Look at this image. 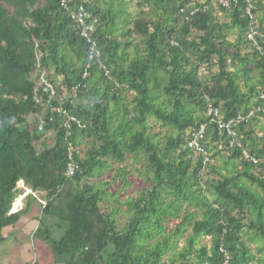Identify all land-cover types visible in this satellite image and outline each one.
<instances>
[{
	"label": "trees",
	"instance_id": "16d2710c",
	"mask_svg": "<svg viewBox=\"0 0 264 264\" xmlns=\"http://www.w3.org/2000/svg\"><path fill=\"white\" fill-rule=\"evenodd\" d=\"M80 4L93 59L72 18ZM252 27L264 33V0H0V241L37 202L34 237L67 264H222V246L231 264H264V111L237 124L241 147L209 112L228 120L264 106ZM43 75L57 95L78 86L62 106L82 126L68 133ZM203 123L208 161L188 145ZM69 144L83 152L72 176ZM206 237L210 248L198 245Z\"/></svg>",
	"mask_w": 264,
	"mask_h": 264
},
{
	"label": "built area",
	"instance_id": "2783aa9c",
	"mask_svg": "<svg viewBox=\"0 0 264 264\" xmlns=\"http://www.w3.org/2000/svg\"><path fill=\"white\" fill-rule=\"evenodd\" d=\"M75 0H61V5L65 8H68L69 5ZM214 2H219L223 6L229 7L232 0H213ZM237 1V0H234ZM196 10V9H195ZM194 12V10L192 11ZM90 14L88 13V10L85 8L83 4H80L77 9H75L72 12V18L78 23V25L81 28V34L86 38L89 45V57L90 59H93L96 57L100 50L97 46L96 40L92 37L93 31H94V21L89 22L88 17ZM247 39L252 43L254 47L261 50L262 49V42L264 41V33L258 30L256 27H252L247 33H246ZM87 75V71L84 72V76ZM39 86L42 89V92L49 95V98L56 97L61 102L59 106L56 107L57 111L60 113H64L66 118L64 125L68 129V133H70L71 130V124L72 122H76L79 126H82L81 121L73 114L65 111L63 109V102L67 101L70 98H74L77 95L78 86L72 87L68 93L62 92L60 95H57V90L54 87V85L48 81V79L43 75L41 77V80L39 82ZM63 88V87H62ZM264 97V95L262 96ZM36 98L38 101H41V98L39 95H36ZM258 111H264V106H257L254 109H252L248 116L246 115H238L236 118H230L226 120L220 115V111L218 108L211 106L209 109L210 114H212L211 122H216L218 124L219 129L226 131L229 139L230 144L237 145L239 147L242 146L241 142L238 140L239 138V132L237 130V124L241 123V121L246 120L250 116L256 114ZM52 120V119H51ZM39 129H43V123L39 124ZM207 132V123H203L200 125L198 129H196L193 132L192 138L189 140L188 145L190 147H193L197 149L200 153H203L206 158L205 161H208L210 158L208 156L207 150L201 145L200 140L203 139ZM74 150H76L77 153L82 154V150L80 148L74 147L72 144H69L68 151H69V161L67 163L66 168V174L68 176H72L75 174L77 170H79L80 166L77 163V161L74 158ZM245 156L251 157L254 163H258L259 159L255 156H250L246 151L244 152ZM221 252L223 254V261L222 264H231V255L228 249L225 246L221 247Z\"/></svg>",
	"mask_w": 264,
	"mask_h": 264
},
{
	"label": "rangeland",
	"instance_id": "374dc122",
	"mask_svg": "<svg viewBox=\"0 0 264 264\" xmlns=\"http://www.w3.org/2000/svg\"><path fill=\"white\" fill-rule=\"evenodd\" d=\"M232 39L235 37L232 36ZM215 70L217 68H214ZM159 126H156L155 129H158ZM46 141L48 143L53 142L52 134L51 132H46ZM115 170H110L108 172H105L102 176H111ZM101 176V177H102ZM132 179L134 180V186L135 187H144V184L141 183L138 177L132 175ZM20 186H22V183H19ZM120 185V181L112 183L111 188L116 191V188ZM132 188H128L127 192L120 194V200H123L128 197L130 192L132 191ZM36 196L41 198L43 196V193H36ZM25 204V201L21 200L20 198L17 199L15 207H19ZM14 205V204H13ZM125 208V207H123ZM31 210H38L37 204L33 205ZM125 214H121L119 217V223H124L126 220ZM174 221L170 222V225L173 224ZM16 226V225H15ZM29 229V222L26 224L24 223H18L17 227L12 228L11 230L7 231L6 229V235L7 238L4 241H0V264H23L27 260V258H31L32 254L29 255L28 248H30L32 244V239L29 237L27 232L25 230ZM37 247H36V256L39 257L40 261L39 264H67L62 262L61 260H58L54 257L51 248L49 246V243L46 240H42V238H35ZM205 244L209 248L211 247V240L210 237L202 238L201 241L198 243V245ZM186 245V236H183L180 238L178 242V251H182L183 248ZM55 260V261H54ZM34 261V259L32 260ZM194 261V260H193ZM35 264V263H34ZM193 264H197L194 262ZM204 264H209L208 262H205Z\"/></svg>",
	"mask_w": 264,
	"mask_h": 264
},
{
	"label": "crops",
	"instance_id": "0c3cea01",
	"mask_svg": "<svg viewBox=\"0 0 264 264\" xmlns=\"http://www.w3.org/2000/svg\"><path fill=\"white\" fill-rule=\"evenodd\" d=\"M28 192H30V189L26 188L25 192L19 197L22 201L24 200L25 201V196L28 194ZM40 199V198H39ZM41 200V199H40ZM37 204V202H35ZM24 205L22 206H19L18 209L22 208ZM38 208V206H37ZM17 209V210H18ZM12 211H16V210H13L12 208ZM35 215H36V210H33L27 214H25L20 222L18 223H24L26 222V224H28L29 222V229L25 230L27 232V234L29 235V237L32 239V244L30 246V248H28V253L29 255L32 254V257L31 258H27V260L25 261V263L23 264H39V257L36 256V247H37V244H36V241H35V237H34V233H35V227H36V224L37 222H35ZM17 223V224H18ZM17 224L13 225V226H10L7 231L11 230L12 228H15L17 227ZM8 236V235H7ZM34 259V261H32ZM55 261V260H54ZM21 264V263H19Z\"/></svg>",
	"mask_w": 264,
	"mask_h": 264
}]
</instances>
